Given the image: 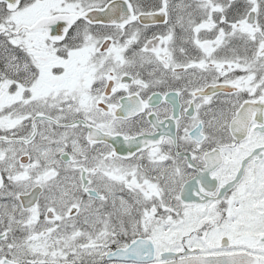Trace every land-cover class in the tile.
<instances>
[{
  "label": "snow or ice",
  "instance_id": "snow-or-ice-1",
  "mask_svg": "<svg viewBox=\"0 0 264 264\" xmlns=\"http://www.w3.org/2000/svg\"><path fill=\"white\" fill-rule=\"evenodd\" d=\"M0 264H264V0H0Z\"/></svg>",
  "mask_w": 264,
  "mask_h": 264
}]
</instances>
